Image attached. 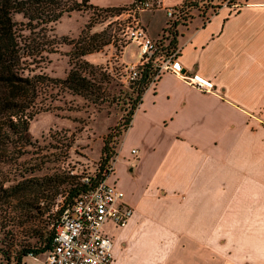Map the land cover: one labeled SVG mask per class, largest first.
<instances>
[{
  "label": "crops",
  "instance_id": "crops-1",
  "mask_svg": "<svg viewBox=\"0 0 264 264\" xmlns=\"http://www.w3.org/2000/svg\"><path fill=\"white\" fill-rule=\"evenodd\" d=\"M181 1L138 12L150 38L165 25L164 7ZM235 1L177 28L181 67L212 91L163 72L133 110L107 178L132 208L124 226L102 225L111 264H264V0ZM123 50L120 61L135 63Z\"/></svg>",
  "mask_w": 264,
  "mask_h": 264
},
{
  "label": "rangeland",
  "instance_id": "rangeland-1",
  "mask_svg": "<svg viewBox=\"0 0 264 264\" xmlns=\"http://www.w3.org/2000/svg\"><path fill=\"white\" fill-rule=\"evenodd\" d=\"M117 12H102L92 16L87 11V18L80 11H72L63 14L51 25V32L58 39L66 37L65 41L75 40L84 24L92 18L90 28L86 30L87 34L103 33L104 40L109 39L98 51L84 58L91 66L83 70V73L92 82L99 81L102 93L94 101L93 94L85 98L59 92L55 96V90L51 89L52 97L46 99V102L51 100V110L36 113L28 121L31 145L12 162L0 163V178L7 180L6 185L30 179L26 182L28 188L22 193L0 198L1 246L10 241L14 244H33L37 238L34 233L43 226L50 228L54 223L70 182L96 174L101 163L102 148L106 146L111 153L106 164L116 156L126 128L121 122L129 116L128 112L136 95L128 82L119 75L120 65L123 64L119 55L126 45L122 59L131 63L138 50L136 43L126 36L130 18H124L123 15L113 20L108 17ZM193 16L195 18V14ZM59 41L56 51L40 62L35 71L51 77H64L71 65L76 63L77 59L72 58L71 45ZM161 55L157 53V58ZM121 160L127 161L123 155ZM124 166L129 176L135 173L134 168L132 171L126 170L131 166L129 163H124ZM55 174L66 177L68 183L62 185L65 186V191L53 197V190L49 186H35V181L38 183L41 179ZM139 175L140 173L133 174L131 177L135 180ZM44 256L45 253L27 255L23 264H42ZM0 264H13V260L11 258L7 263L0 255Z\"/></svg>",
  "mask_w": 264,
  "mask_h": 264
},
{
  "label": "trees",
  "instance_id": "trees-1",
  "mask_svg": "<svg viewBox=\"0 0 264 264\" xmlns=\"http://www.w3.org/2000/svg\"><path fill=\"white\" fill-rule=\"evenodd\" d=\"M199 2H203L202 10L198 6ZM215 3H217L215 0H182L174 5L180 6L177 20L169 23L170 28L161 30L167 33V36L164 33L161 36L157 44V52L164 55L174 46L176 31L172 28L175 25H185L194 17L193 14L197 15L198 11H200L198 16L201 17L204 10H209L210 7L216 8L218 5ZM122 7L99 8L89 4L87 0H0V163L12 162L25 152L27 146L31 145L27 130L28 121L36 113L51 110V100L46 102L48 97H52L51 89L55 90V96L59 92L77 94L85 98L93 94L94 101H97L102 93L99 81L92 82L83 73V70L91 66L84 56L98 51L109 42V39L104 40L103 33L87 34L86 30L90 28L92 18L84 24L75 40L65 41L66 37L58 39L51 32V25L63 14H69L72 11H90L92 16H97L102 12H117ZM164 39H167L166 45H163ZM59 40L71 45L72 58L77 59L76 63L71 65L64 77H51L43 72L35 71L40 62L56 51ZM152 73L150 64L139 66L136 79L128 82L136 95L132 100L129 116L121 122L124 128L128 126L133 110L142 92L148 86ZM108 151L106 146L102 148L100 167L96 174L90 177L91 183L102 177L101 173L111 155ZM65 178L55 174L41 179L38 183L35 181L34 184L37 187L49 186L53 190L54 197L65 191V186H62L68 183ZM6 181L5 178H0V198L22 193L28 188L26 182L30 179L19 180L9 185L5 184ZM69 185L63 206L87 189V185L80 182L79 178L71 181ZM61 186L62 188H58ZM58 213L59 210L56 214ZM52 233V227L43 226L34 233L37 238L33 244L29 242L14 244L10 241L0 245V255L7 263L12 258L13 264H23V259L27 255L35 256L51 248Z\"/></svg>",
  "mask_w": 264,
  "mask_h": 264
},
{
  "label": "built area",
  "instance_id": "built-area-1",
  "mask_svg": "<svg viewBox=\"0 0 264 264\" xmlns=\"http://www.w3.org/2000/svg\"><path fill=\"white\" fill-rule=\"evenodd\" d=\"M202 3H198L201 10ZM215 5L218 6L204 10L201 18L204 20L209 18L222 6L229 8L230 12L239 4L235 0H220ZM160 7L161 0H131L117 13L108 15L113 20L123 15L124 18H130L126 36L138 47L135 63L121 64L119 75L126 82H132L137 77V67L150 64L153 73L148 86L152 85L161 73L170 72L200 91H212L213 85L209 80L196 73H187L181 67L178 61L180 49L176 43L166 54L157 58V44L163 33L165 36L167 33L161 31L156 39L150 38L139 23L137 14L142 9ZM179 8L180 6L164 7L166 21L163 29L170 28L169 23L177 20ZM179 26L180 24L172 26L176 36ZM162 42L166 45L167 39ZM135 153L136 150L132 148L130 154L135 156ZM115 157L105 164L102 177L94 183H91L90 175L79 178L80 182L87 185V189L75 196L69 204L60 206L59 213L51 225L53 228L51 248L44 252L42 264H111V241L102 232V225L106 221H111L115 226L122 227L132 212L131 206L124 200L123 191L114 182L107 180L113 173Z\"/></svg>",
  "mask_w": 264,
  "mask_h": 264
}]
</instances>
